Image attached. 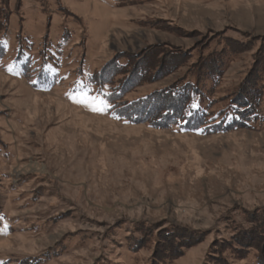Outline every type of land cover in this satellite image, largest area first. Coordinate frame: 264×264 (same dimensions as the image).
<instances>
[{
    "label": "rangeland",
    "instance_id": "1",
    "mask_svg": "<svg viewBox=\"0 0 264 264\" xmlns=\"http://www.w3.org/2000/svg\"><path fill=\"white\" fill-rule=\"evenodd\" d=\"M231 40L247 49L221 70L213 110L264 48V0H0V264H150L169 224L204 235L166 264H211L264 207V120L210 133L129 121L118 104L185 65L120 95L87 74L155 44L192 51L188 65ZM47 42L60 48L49 72L14 65L19 43L38 62Z\"/></svg>",
    "mask_w": 264,
    "mask_h": 264
},
{
    "label": "trees",
    "instance_id": "2",
    "mask_svg": "<svg viewBox=\"0 0 264 264\" xmlns=\"http://www.w3.org/2000/svg\"><path fill=\"white\" fill-rule=\"evenodd\" d=\"M244 44L231 40L219 48H208L188 65L192 51L155 44L145 47L140 53L115 56L112 62L109 60L96 72L87 74L88 81L97 87L112 82L115 95H120L142 82L162 79L185 65L183 74L176 80L129 102H120L116 110L121 109L129 121L159 127L176 123L179 130L187 132L210 133L249 127L264 120V48L257 51L245 76L226 95V103L213 110L214 100L210 98L211 89L219 82V75L230 54L247 49ZM18 45L14 65L19 64L18 68L22 69L23 63H28V68L34 62L33 65L39 69L38 75L43 71L49 72L54 63L53 54L60 51L59 48L51 52L49 47L52 45L47 42L40 49L37 62L30 55L27 57L22 43ZM232 229L228 238L214 244L215 250L209 258L211 264H231L227 257L243 259L251 252L255 264H264V207L245 212ZM203 235L177 224L160 227L150 264H166L178 258L187 248L200 242ZM143 243L142 238L136 247Z\"/></svg>",
    "mask_w": 264,
    "mask_h": 264
},
{
    "label": "snow or ice",
    "instance_id": "3",
    "mask_svg": "<svg viewBox=\"0 0 264 264\" xmlns=\"http://www.w3.org/2000/svg\"><path fill=\"white\" fill-rule=\"evenodd\" d=\"M93 100H95L96 98L95 97H93L92 98ZM81 103H87V101H80ZM101 103V105H103L104 104V102L103 101H101L100 102ZM110 106V105H109ZM90 107H91V110L92 111H104V108L103 107H97L96 105H90Z\"/></svg>",
    "mask_w": 264,
    "mask_h": 264
}]
</instances>
